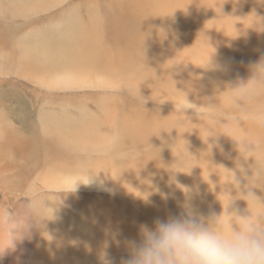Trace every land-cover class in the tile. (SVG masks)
<instances>
[{
	"label": "rangeland",
	"instance_id": "rangeland-1",
	"mask_svg": "<svg viewBox=\"0 0 264 264\" xmlns=\"http://www.w3.org/2000/svg\"><path fill=\"white\" fill-rule=\"evenodd\" d=\"M199 1L0 0V135L14 142L13 163L21 170L15 183L27 184L22 194L28 200L16 193L13 203L15 211L23 205L30 212L31 251L44 228L43 259L29 264H100L105 242L112 264H121L127 252L115 240L136 238L141 223L180 213L185 198L170 177L181 183L186 178L192 187L190 174L166 168L153 182L168 198L154 192L148 203L126 185L147 182L131 170L154 168L160 153L165 165L177 164L175 170L184 172L201 158L175 138L172 126L175 120L180 125L215 118L208 107L187 109L185 98L194 105L197 100L183 92L193 74L202 71L204 85L217 80L213 84L221 86L224 79L221 68L199 57L193 27L199 12L193 17L194 11L177 7ZM155 73H170V95L158 89L164 83L148 80ZM157 117L169 122L159 134ZM224 119L236 123L232 116ZM129 126L136 133L128 132ZM210 145L213 152L216 146ZM61 164L80 168L58 170ZM86 174L91 183H83ZM236 174L245 185L244 172ZM225 189L236 195L231 185H217L215 202L202 204L193 197L192 204L205 215L221 210L216 194ZM235 204L244 210L240 200Z\"/></svg>",
	"mask_w": 264,
	"mask_h": 264
},
{
	"label": "bare ground",
	"instance_id": "bare-ground-1",
	"mask_svg": "<svg viewBox=\"0 0 264 264\" xmlns=\"http://www.w3.org/2000/svg\"><path fill=\"white\" fill-rule=\"evenodd\" d=\"M220 5L223 18H217L219 17ZM177 7L194 11L193 17L199 12L200 18L198 24L193 26L195 33L198 34L199 57L204 64L221 68L224 76L223 83L220 81L222 83L221 86L213 84L214 82H218L217 80L204 85V81L199 78L203 73L200 71L193 74L186 81V87H183L184 94H192L194 100L197 99L195 101L196 107H208L205 110L210 115L213 114L215 116L214 120H211V123L196 120L189 122L181 121L180 125L174 124L176 120L172 123L176 134L175 138L178 137L186 143L191 155H194L195 152L201 156L200 160L195 159V165L190 170V175L194 178L192 187L199 186V191L194 193L193 197L199 203L204 204L214 201L215 188L210 189L209 185L202 179V174L205 178L208 175V172L204 171L209 169L208 163L216 167L211 169V171H215L220 176L221 183L225 180L226 174L223 169L217 166H223L229 170L234 169L231 167L241 166L247 178L251 177L254 168L264 170V69L258 67L253 70L255 65L264 60V0H200L194 7L185 4L178 5ZM200 20L202 22H199ZM131 32L133 31L131 30ZM127 36L129 35L127 34ZM144 36L145 34H141L140 38ZM192 43L193 41L191 45ZM169 44L170 42L166 43V45ZM212 48L215 50L214 52ZM210 55L211 57L208 62ZM169 77L170 73H155L148 80L164 83L158 89H163L164 92L170 95L172 86L171 90L166 89L170 87L168 83ZM216 78L213 77V80ZM205 97L207 98L205 99ZM222 114L224 116H232L236 120V123L227 121ZM156 120L157 122L154 125L158 131L155 130V133L159 134L164 129L167 130L169 126L167 120L162 119V117H157ZM215 123L217 124L215 125ZM131 127L129 126L127 131L136 133L132 129L133 127ZM5 134L7 135V133ZM209 142L216 146L213 152L209 149ZM12 144V140L5 135L2 136V140H0V214L11 213L12 219L8 223H4L0 219V248L10 247L11 240H15L10 248L0 253V264H29L31 261L37 262L43 259L44 239L42 229L44 230V228H42L43 225L41 224L42 227L38 229V236L35 237L36 240L33 242L35 245L34 251H31L32 237L30 231L32 229L30 228V212L23 205L18 210H14L13 196L16 193H19V195L24 193V188L27 187V184L25 182L19 185L15 183L16 170L15 166L10 162L14 147ZM80 144L88 145L86 141ZM242 145H250L249 150L252 147V151L245 154L246 157L250 156L246 160L239 151ZM77 147L80 146L77 145ZM163 158L160 153L158 164H154V168H140L139 170L131 171H138V181L141 178L147 182L159 181L163 175V171L168 167H173L165 165ZM154 162L155 157L150 158L149 164L152 165ZM75 164L80 166V163ZM61 166L69 171H75L74 168H80L64 164H61ZM22 171L26 170L23 169ZM216 173H212L210 179L216 186H221L219 176ZM227 176L230 179V174H227ZM26 177V175H23L22 179L25 181ZM185 180H183L182 184L188 185L189 183ZM147 182L140 183L138 188L141 191H151ZM247 182L248 180L245 185ZM127 184L135 185L132 183ZM245 185L240 184L241 189H244ZM260 185L264 187V180L260 181ZM253 192L258 197H264V190L260 188L253 189ZM20 197L23 202L28 200L26 195L22 194ZM217 197L218 195L216 194V199ZM241 205L243 209L246 208L244 201H241ZM254 211L264 213V209L258 207L254 208ZM220 212L221 210L214 211L216 214ZM103 215L104 219L107 220L109 212H104ZM173 215H177V213H173ZM126 220V229H129L130 226L127 224L128 219ZM108 239L111 240V238Z\"/></svg>",
	"mask_w": 264,
	"mask_h": 264
},
{
	"label": "clouds",
	"instance_id": "clouds-1",
	"mask_svg": "<svg viewBox=\"0 0 264 264\" xmlns=\"http://www.w3.org/2000/svg\"><path fill=\"white\" fill-rule=\"evenodd\" d=\"M223 17L220 5L217 18ZM258 67L264 69V60L255 65L253 70ZM185 103L190 106L187 109L200 108L187 102L186 98ZM249 146L242 145L239 148L245 160L250 157H246L245 154L252 151V147L249 150ZM208 164L209 169L204 170L208 172V175L205 178L202 174V179L210 189H214L216 184L210 177L212 173H216L211 169L216 167ZM174 166L171 169L173 173L190 174V170L193 168L184 172L175 170ZM217 167L223 169L226 174L225 182L221 183L220 176L216 173L219 176V183L231 185L236 190V195H232L227 189L220 192L217 199L221 204V212L208 215L198 212L192 204V199L194 193L199 191V186L184 185L175 175L171 176L170 184L174 185L185 198L181 204L180 213L169 215L166 218H156L151 225L141 223L138 226L136 238H126L123 242L115 240L117 246L122 243L127 252V257L122 260L121 264H264V213L254 211V208L257 207L264 209V197H258L253 192L255 188L264 190V187L260 185V181L264 180V170L254 168L244 189H241L240 178L236 173L237 171L243 173L242 168L238 166L236 170H229L223 166ZM227 174H230V179ZM76 182L73 184V189ZM83 183H91L87 174ZM147 184L151 191H141L130 184L126 187L128 190L131 189L130 192L136 193V196L145 203L150 202L149 197L153 192L160 194L163 199L168 198L167 193H162L159 186L153 181H148ZM221 196L226 200H221ZM238 200L244 201L246 204L243 211L235 204ZM0 219L4 223L10 222L11 213L0 214ZM44 236L46 239H51L46 233ZM14 240H11L10 247ZM10 247L0 248V253ZM108 247L109 244L105 242L103 250L99 254L100 264H112ZM88 251H91L90 246Z\"/></svg>",
	"mask_w": 264,
	"mask_h": 264
},
{
	"label": "crops",
	"instance_id": "crops-1",
	"mask_svg": "<svg viewBox=\"0 0 264 264\" xmlns=\"http://www.w3.org/2000/svg\"><path fill=\"white\" fill-rule=\"evenodd\" d=\"M2 136L3 135L0 136V140H2ZM12 142H13V140H12ZM13 146H14V142H13ZM14 155L15 154L12 152V155H11V158H10V162H11L12 165H14V163H13V157H14ZM14 168L17 171V168L16 167H14ZM48 170H55V168H52L51 167V169H48ZM58 170H66V169L61 166ZM79 170H83V169H79ZM112 170L118 171L119 169H112Z\"/></svg>",
	"mask_w": 264,
	"mask_h": 264
}]
</instances>
